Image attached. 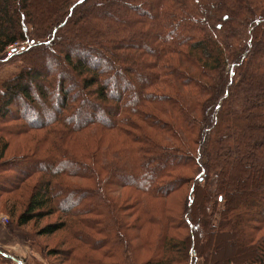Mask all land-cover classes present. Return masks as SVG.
<instances>
[{
  "label": "trees",
  "instance_id": "1",
  "mask_svg": "<svg viewBox=\"0 0 264 264\" xmlns=\"http://www.w3.org/2000/svg\"><path fill=\"white\" fill-rule=\"evenodd\" d=\"M1 197L25 264H264V0H0Z\"/></svg>",
  "mask_w": 264,
  "mask_h": 264
},
{
  "label": "rangeland",
  "instance_id": "2",
  "mask_svg": "<svg viewBox=\"0 0 264 264\" xmlns=\"http://www.w3.org/2000/svg\"><path fill=\"white\" fill-rule=\"evenodd\" d=\"M19 48H20V45L16 46L15 49L18 50ZM70 50H71L72 55L75 56L77 54L76 51H74L73 49H70ZM60 51H62V49ZM42 71L48 72V73L51 72L50 68L45 69V66H44V69ZM14 111H16V110H14ZM37 113H44V116H46L47 111L42 112L40 110ZM12 146L16 147V148H20L21 144L19 141L15 140L12 142ZM132 179L136 180V182H138L136 175L134 177H132ZM11 202H12V199L10 197H1V199H0V215H3L4 218L6 219V221H7V215L3 212L4 211L3 208H4V205L8 206ZM1 219H2V217L0 218V220ZM11 221H12V223H14L15 219H12ZM59 221L60 220H59L58 215L55 214L53 216L44 218L41 221L32 222L29 225H27L26 227H24L22 230L25 234H27V237H30L31 240L38 247L40 246V248L42 249V254L44 252V254L47 255V253L49 251H54V253L61 254V252H64L68 247L67 243H66L67 235L65 232L61 231V232H58V233L51 235V236H44V237L38 236L39 232L43 228H45L46 226H49V225L56 224ZM6 224L8 225V221ZM26 246H28V243H26ZM39 250L40 249L37 248V250L33 252L29 248V252H27L26 258L23 260V264L26 263L27 259H30V263H33V262L42 263L43 261L41 260V257H40V256H42V254L39 253ZM62 258L63 257L61 255H57L56 257H46L45 258L46 260L44 262H46L45 264H69L68 262H65Z\"/></svg>",
  "mask_w": 264,
  "mask_h": 264
},
{
  "label": "crops",
  "instance_id": "3",
  "mask_svg": "<svg viewBox=\"0 0 264 264\" xmlns=\"http://www.w3.org/2000/svg\"><path fill=\"white\" fill-rule=\"evenodd\" d=\"M4 217L0 215V218ZM0 248L3 249L17 264H23L28 246L25 237L20 232L11 231L7 225L0 220ZM28 251H27V250Z\"/></svg>",
  "mask_w": 264,
  "mask_h": 264
},
{
  "label": "built area",
  "instance_id": "4",
  "mask_svg": "<svg viewBox=\"0 0 264 264\" xmlns=\"http://www.w3.org/2000/svg\"><path fill=\"white\" fill-rule=\"evenodd\" d=\"M15 48H16V46H15V47H11V48L8 50V53H12L13 50H16ZM1 222L4 223V224L7 223V221H6V219H5L4 217H2ZM6 225H7V224H6Z\"/></svg>",
  "mask_w": 264,
  "mask_h": 264
},
{
  "label": "water",
  "instance_id": "5",
  "mask_svg": "<svg viewBox=\"0 0 264 264\" xmlns=\"http://www.w3.org/2000/svg\"><path fill=\"white\" fill-rule=\"evenodd\" d=\"M199 182H201V180H199Z\"/></svg>",
  "mask_w": 264,
  "mask_h": 264
}]
</instances>
